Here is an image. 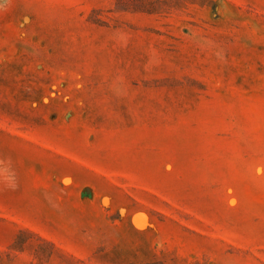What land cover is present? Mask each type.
I'll return each mask as SVG.
<instances>
[{"label": "rangeland", "instance_id": "obj_1", "mask_svg": "<svg viewBox=\"0 0 264 264\" xmlns=\"http://www.w3.org/2000/svg\"><path fill=\"white\" fill-rule=\"evenodd\" d=\"M0 264H264V0H0Z\"/></svg>", "mask_w": 264, "mask_h": 264}, {"label": "clouds", "instance_id": "obj_2", "mask_svg": "<svg viewBox=\"0 0 264 264\" xmlns=\"http://www.w3.org/2000/svg\"><path fill=\"white\" fill-rule=\"evenodd\" d=\"M12 187H15V185L13 184Z\"/></svg>", "mask_w": 264, "mask_h": 264}]
</instances>
